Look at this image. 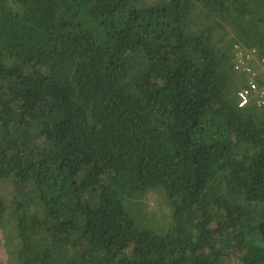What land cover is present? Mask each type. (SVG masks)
<instances>
[{"label": "trees", "instance_id": "16d2710c", "mask_svg": "<svg viewBox=\"0 0 264 264\" xmlns=\"http://www.w3.org/2000/svg\"><path fill=\"white\" fill-rule=\"evenodd\" d=\"M237 42L264 58V0H0L20 264H264V105L239 104Z\"/></svg>", "mask_w": 264, "mask_h": 264}, {"label": "built area", "instance_id": "2783aa9c", "mask_svg": "<svg viewBox=\"0 0 264 264\" xmlns=\"http://www.w3.org/2000/svg\"><path fill=\"white\" fill-rule=\"evenodd\" d=\"M233 62L235 70L248 79V86L239 92V104L244 106L255 98L260 106L264 105V86L257 81L259 71L254 66L263 64L264 58H261L255 47L237 42L233 48Z\"/></svg>", "mask_w": 264, "mask_h": 264}, {"label": "rangeland", "instance_id": "374dc122", "mask_svg": "<svg viewBox=\"0 0 264 264\" xmlns=\"http://www.w3.org/2000/svg\"><path fill=\"white\" fill-rule=\"evenodd\" d=\"M258 71L260 73V76L264 78V65H262L261 67L259 66ZM4 185V182H0V187H4ZM145 202L150 205V209H158V216L166 212V208L162 207L163 201L159 197H157V195L151 194L150 196H147ZM0 235V256L4 264H20L18 258V248L16 247V245H13L18 238L14 224L10 221L9 215L7 216V218H5Z\"/></svg>", "mask_w": 264, "mask_h": 264}]
</instances>
